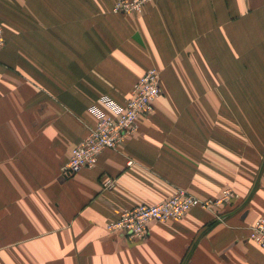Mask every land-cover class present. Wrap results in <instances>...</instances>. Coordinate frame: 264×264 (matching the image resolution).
Masks as SVG:
<instances>
[{"label":"crops","instance_id":"obj_1","mask_svg":"<svg viewBox=\"0 0 264 264\" xmlns=\"http://www.w3.org/2000/svg\"><path fill=\"white\" fill-rule=\"evenodd\" d=\"M0 0V264H264V0ZM153 113L92 168L72 149L149 68ZM114 185L104 187L107 177ZM223 205L111 232L121 210L183 189Z\"/></svg>","mask_w":264,"mask_h":264},{"label":"built area","instance_id":"obj_2","mask_svg":"<svg viewBox=\"0 0 264 264\" xmlns=\"http://www.w3.org/2000/svg\"><path fill=\"white\" fill-rule=\"evenodd\" d=\"M152 0H114L113 12L136 13ZM6 43L5 27L0 21V50ZM161 74L155 67L149 68L133 85L131 96L121 103L109 95H102L100 102L108 113L99 117L89 128L88 135L71 151L68 161L61 167V174L70 177L83 168L95 167L100 154L106 149L119 147L124 140L139 129V120L151 115L156 100L162 93ZM115 179L107 177L104 187L114 185ZM239 194L232 188L223 189L220 196L201 201L183 189H177L170 197L153 204L141 203L120 211L118 217L107 223L111 232L123 231L130 239L144 238L152 221L167 222L181 219L194 206L211 208L223 205ZM249 239L264 247V214L250 227Z\"/></svg>","mask_w":264,"mask_h":264},{"label":"rangeland","instance_id":"obj_3","mask_svg":"<svg viewBox=\"0 0 264 264\" xmlns=\"http://www.w3.org/2000/svg\"><path fill=\"white\" fill-rule=\"evenodd\" d=\"M146 5H147V4H146ZM146 5H145V6H146ZM145 6H144V7H145ZM140 77H141V76H140ZM140 77H139V78H140ZM139 78H138L136 81H138V80H139ZM161 90H162V89H161ZM130 96H131V95H130ZM156 101H157V100H156ZM149 116H150V115H149ZM147 117H148V116H147Z\"/></svg>","mask_w":264,"mask_h":264},{"label":"bare ground","instance_id":"obj_4","mask_svg":"<svg viewBox=\"0 0 264 264\" xmlns=\"http://www.w3.org/2000/svg\"><path fill=\"white\" fill-rule=\"evenodd\" d=\"M160 72V71H159ZM161 74V73H160Z\"/></svg>","mask_w":264,"mask_h":264}]
</instances>
